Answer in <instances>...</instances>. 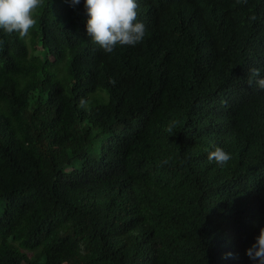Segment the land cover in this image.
Returning a JSON list of instances; mask_svg holds the SVG:
<instances>
[{"label": "trees", "instance_id": "obj_1", "mask_svg": "<svg viewBox=\"0 0 264 264\" xmlns=\"http://www.w3.org/2000/svg\"><path fill=\"white\" fill-rule=\"evenodd\" d=\"M136 2L144 39L109 54L84 0L0 30V264H253L264 0Z\"/></svg>", "mask_w": 264, "mask_h": 264}, {"label": "clouds", "instance_id": "obj_2", "mask_svg": "<svg viewBox=\"0 0 264 264\" xmlns=\"http://www.w3.org/2000/svg\"><path fill=\"white\" fill-rule=\"evenodd\" d=\"M43 2L44 0H0V30L8 35L18 34L21 39L27 37L37 24L34 14ZM66 2L76 6L81 0ZM137 8L136 0H84L86 32L91 43L109 54L118 45L135 46L142 42L146 29L143 23L137 22ZM252 19L255 20L256 17L253 16ZM258 19L264 20V14ZM246 83L249 87L255 83L264 91V77L261 76L259 69H249ZM79 107L87 108V101L84 98L79 101ZM166 130L171 132L172 127ZM207 159L209 163L215 162L219 166H224L230 161L231 155L222 148L215 147V150L208 153ZM168 163L169 161L165 159L161 166ZM245 254L253 264H264V227L260 228L255 242L246 249Z\"/></svg>", "mask_w": 264, "mask_h": 264}]
</instances>
